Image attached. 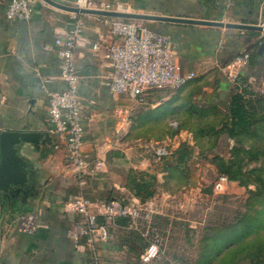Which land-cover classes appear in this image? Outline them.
Here are the masks:
<instances>
[{
  "label": "crops",
  "instance_id": "0c3cea01",
  "mask_svg": "<svg viewBox=\"0 0 264 264\" xmlns=\"http://www.w3.org/2000/svg\"><path fill=\"white\" fill-rule=\"evenodd\" d=\"M8 1L0 0V133L45 132L52 142L40 145L38 150L29 145L23 147V155L41 181L38 194L26 202L0 199V264H144L140 257L148 245L138 235L142 231L140 221L163 216L161 219L164 218L169 226V208L164 207L172 201L176 205L179 203L178 200H157L155 193L153 198L141 202L131 191L129 178L137 172H155V192L167 177L163 169L152 165L148 152L150 144L170 134L190 136L195 140V126L199 125L219 127L220 133L223 131L221 126L223 128L230 98L233 93H240V88L222 71L234 57L244 53L250 55L242 75L258 85L262 77L260 61L264 59V49L259 52L264 43V0H98L120 4L121 13L252 25L263 29L133 20L166 35L181 71L194 73V78L178 90L148 91L142 103L112 95L106 87L105 77L110 68L104 59L105 47L114 40L106 21L112 17L82 15V40L75 49L80 77L77 92L85 129L82 152L89 163L82 186L69 165L64 143L50 133L47 114V92L65 88L59 78L54 43L57 38L68 35L72 20L68 12L42 0H28L31 18L8 21L4 15ZM53 1L69 6L74 0ZM93 43L99 45L98 51H93ZM243 98L251 109L264 106L262 96L254 92L248 91ZM171 121L175 122L177 130L171 129ZM218 140L215 153L223 150L220 143L226 146L225 150L228 146L231 148L228 136H219ZM98 162H103L105 169L95 174ZM80 193L94 203L92 210L97 221L105 224L107 230L106 241L96 244V261L85 239L75 242L67 236L70 224L78 217L65 212L64 204ZM108 200L134 202L141 219L132 222L120 218L106 223L99 204ZM31 213L36 215V229L24 231L19 220ZM170 235L167 236L173 243L166 242L164 253H175L172 248L177 247L178 233ZM163 258L150 264H168Z\"/></svg>",
  "mask_w": 264,
  "mask_h": 264
},
{
  "label": "built area",
  "instance_id": "2783aa9c",
  "mask_svg": "<svg viewBox=\"0 0 264 264\" xmlns=\"http://www.w3.org/2000/svg\"><path fill=\"white\" fill-rule=\"evenodd\" d=\"M69 7L83 10L121 12L120 4L112 5L98 0H74ZM5 18L8 21L29 20L32 9L28 0H9L6 3ZM72 27L68 35L55 40L56 54L59 59V78L65 84L62 91L47 92L48 121L50 133L62 143L67 151L69 165L77 175L80 186L85 185L84 175L89 167L87 157L82 152L85 129L82 118V105L77 92L80 81L76 64L75 49L82 40L84 28L82 15L68 13ZM114 40L105 47L104 59L110 72L106 75V87L112 95L134 99L142 103L148 91H175L194 78V73H183L169 48L166 35L152 31L133 20L110 18L106 21ZM97 43L92 44L93 51L99 50ZM248 53L234 57L222 69L226 78L239 87L238 81L244 78L243 66ZM249 91L264 97V74L258 85L245 80ZM255 89V91H254ZM241 88L238 92L241 93ZM176 126V124H175ZM150 150L157 159H165L171 152L167 144H150ZM105 169L103 162L95 164V174ZM227 177L220 176L214 189L222 191ZM94 203L82 193L64 204V211L73 213L78 220L70 224L67 236L80 242L85 239L96 261L98 241L107 239L105 224H99L93 212ZM100 213L106 223L116 219H129L138 222L141 219L139 208L134 202L122 203L108 200L99 204ZM24 231L36 229V215L26 214L19 220ZM152 239V240H151ZM150 243L140 257L144 264H150L159 257L161 238L157 232L151 235Z\"/></svg>",
  "mask_w": 264,
  "mask_h": 264
},
{
  "label": "rangeland",
  "instance_id": "374dc122",
  "mask_svg": "<svg viewBox=\"0 0 264 264\" xmlns=\"http://www.w3.org/2000/svg\"><path fill=\"white\" fill-rule=\"evenodd\" d=\"M169 124L174 131L178 128L173 121ZM199 130L204 134L198 136ZM195 131V140L170 134L152 143L167 144L170 152L187 145L192 153L180 167L175 166L171 154L159 160L148 146L152 165L163 169L167 177L155 191L157 200H178L179 204L172 201L164 207L169 208V226L161 219L163 216L142 220L139 228L148 233L139 231L138 235L149 245L152 233L157 232L161 246L160 257L155 261L165 257L168 264H264V153H229L232 146L238 145L236 143L226 150L220 143L223 150L215 153L219 127L199 125L195 126ZM221 158L229 162L227 165L237 174L238 181L227 180L223 190L216 191L215 183L220 176H225L220 171ZM158 205L161 208L160 203ZM171 232L178 233L177 247L172 248L175 253H164Z\"/></svg>",
  "mask_w": 264,
  "mask_h": 264
},
{
  "label": "water",
  "instance_id": "95a60500",
  "mask_svg": "<svg viewBox=\"0 0 264 264\" xmlns=\"http://www.w3.org/2000/svg\"><path fill=\"white\" fill-rule=\"evenodd\" d=\"M48 5L68 13L81 15H99L112 18H122L128 20H151L164 22H177L185 24H195L214 27H225L228 29L256 30L262 31L261 27L252 25L224 24L218 22L191 21L174 18L154 17L147 15L128 14L113 11H96L76 9L69 6L60 5L53 0H42ZM264 49V43L260 45L259 52ZM250 55L245 59L243 69L248 65ZM262 76L264 74V59L261 61ZM52 139L45 132H21V131H2L0 133V199L6 201L26 200L32 195H37L40 182L39 175L31 168L29 159L23 155V147L31 146L38 150L40 145L51 144ZM39 183V184H38Z\"/></svg>",
  "mask_w": 264,
  "mask_h": 264
},
{
  "label": "trees",
  "instance_id": "16d2710c",
  "mask_svg": "<svg viewBox=\"0 0 264 264\" xmlns=\"http://www.w3.org/2000/svg\"><path fill=\"white\" fill-rule=\"evenodd\" d=\"M244 81V78L238 81V85L242 90L241 93L235 92L230 98L227 114L224 115L223 131L219 133L218 138L226 135L232 143L238 144L237 146H232L229 153H264V106L260 109L249 108L243 98L249 91V88L244 86ZM262 100L264 101V97H262ZM203 134L204 131H198V136ZM207 134L211 135V133ZM218 138L215 143L216 146L219 144ZM208 152L212 153L211 150ZM191 153L192 150L187 145L180 146L172 153L175 166L180 167L186 164L190 159ZM219 163L221 165L220 171L225 174L227 180L238 181L237 174L233 173L228 166L229 162L223 161L221 158ZM156 183L155 172H137L129 178L130 189L141 202L153 198Z\"/></svg>",
  "mask_w": 264,
  "mask_h": 264
}]
</instances>
